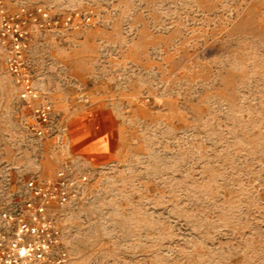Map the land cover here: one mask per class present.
Here are the masks:
<instances>
[{
    "label": "rangeland",
    "instance_id": "obj_1",
    "mask_svg": "<svg viewBox=\"0 0 264 264\" xmlns=\"http://www.w3.org/2000/svg\"><path fill=\"white\" fill-rule=\"evenodd\" d=\"M0 5L36 92L0 36V215L29 178L76 182L45 264H264V0Z\"/></svg>",
    "mask_w": 264,
    "mask_h": 264
},
{
    "label": "built area",
    "instance_id": "obj_2",
    "mask_svg": "<svg viewBox=\"0 0 264 264\" xmlns=\"http://www.w3.org/2000/svg\"><path fill=\"white\" fill-rule=\"evenodd\" d=\"M9 19L0 5V36L11 37L6 65L21 85L20 97L29 102L36 97V92L28 73L20 65L22 32L18 24H11ZM52 124L49 106L43 104L34 112L27 129L32 135L42 138ZM75 183L63 168L57 171L52 180H40L35 176L24 183L25 197L4 209L0 215L4 227V230H0V264H28L31 261L45 264L49 260L58 235L57 228L49 219V212L53 204L64 205L69 202L76 188ZM62 261L59 257L53 264H61Z\"/></svg>",
    "mask_w": 264,
    "mask_h": 264
},
{
    "label": "crops",
    "instance_id": "obj_3",
    "mask_svg": "<svg viewBox=\"0 0 264 264\" xmlns=\"http://www.w3.org/2000/svg\"><path fill=\"white\" fill-rule=\"evenodd\" d=\"M87 137H88V136H87ZM100 142H102V141H100ZM29 179H30V178H29ZM29 179H28V180H29Z\"/></svg>",
    "mask_w": 264,
    "mask_h": 264
}]
</instances>
